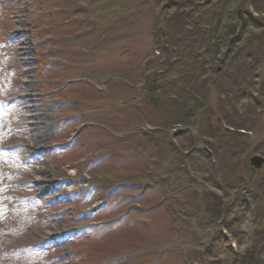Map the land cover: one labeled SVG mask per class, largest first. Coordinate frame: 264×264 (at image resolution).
<instances>
[{
  "label": "rangeland",
  "instance_id": "obj_1",
  "mask_svg": "<svg viewBox=\"0 0 264 264\" xmlns=\"http://www.w3.org/2000/svg\"><path fill=\"white\" fill-rule=\"evenodd\" d=\"M109 1L0 0V264H243L250 248L251 260L264 264L263 189L259 210L239 212L232 230L191 232L166 207L148 209L157 191L142 197L119 186L137 180L144 162L127 163L131 144L119 146L110 131L85 128L112 97L79 77L92 68L132 74L151 51L154 21L128 20L113 34L119 40L94 50L93 15ZM261 87L252 90L259 102ZM110 92L128 93L120 85ZM253 114L254 136L264 142V109ZM243 148L223 156L229 182L236 167L247 178V165L258 169L252 157L264 159L257 150L243 162Z\"/></svg>",
  "mask_w": 264,
  "mask_h": 264
},
{
  "label": "trees",
  "instance_id": "obj_2",
  "mask_svg": "<svg viewBox=\"0 0 264 264\" xmlns=\"http://www.w3.org/2000/svg\"><path fill=\"white\" fill-rule=\"evenodd\" d=\"M106 2L94 12V44L89 47L115 43L121 37L113 34L124 22L150 16L151 51L136 67L132 64L135 71L130 76L93 68L80 75V80L90 78L106 87L107 92L100 91L103 97H112L100 101L98 117L82 121L90 123L85 128L110 131L119 146L131 144L127 163H144L137 180L119 186L138 190L142 197L157 191L158 202L148 209L166 207L173 222L191 232L221 226L232 230L242 222L243 216L233 218L239 212L259 210L253 206L258 203L257 190H264V165H247L252 171L247 178L236 167L235 179L229 182L223 161L231 148L235 152L244 146L237 156L245 163V154H264V142L254 136L257 129L248 119L251 112L254 116L264 109L263 88L262 102L252 93L264 86V17L258 14L264 12V0ZM115 85L128 93L110 92ZM106 110L116 116H104ZM241 198L244 206L239 205ZM250 249L243 264L256 263Z\"/></svg>",
  "mask_w": 264,
  "mask_h": 264
},
{
  "label": "water",
  "instance_id": "obj_3",
  "mask_svg": "<svg viewBox=\"0 0 264 264\" xmlns=\"http://www.w3.org/2000/svg\"><path fill=\"white\" fill-rule=\"evenodd\" d=\"M239 15H240V17L242 19H244V14H243V11L242 10L239 11ZM241 133H243V132L241 131ZM251 163L256 168L261 169L263 167V165H264V159L263 158H260L259 156H254L251 159Z\"/></svg>",
  "mask_w": 264,
  "mask_h": 264
}]
</instances>
